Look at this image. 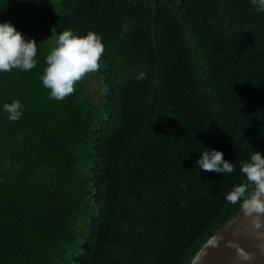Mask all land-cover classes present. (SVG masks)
<instances>
[{"label":"trees","instance_id":"obj_1","mask_svg":"<svg viewBox=\"0 0 264 264\" xmlns=\"http://www.w3.org/2000/svg\"><path fill=\"white\" fill-rule=\"evenodd\" d=\"M2 22L35 39L37 63L0 72V264H190L241 208L226 201L241 161L264 154V12L251 0H0ZM69 29L102 37L101 68L50 99L40 76ZM205 148L235 170H200Z\"/></svg>","mask_w":264,"mask_h":264},{"label":"clouds","instance_id":"obj_2","mask_svg":"<svg viewBox=\"0 0 264 264\" xmlns=\"http://www.w3.org/2000/svg\"><path fill=\"white\" fill-rule=\"evenodd\" d=\"M251 3L258 12H264V0H251ZM36 45L35 39L26 38L10 22L0 23V72L32 70L37 63ZM104 51L102 37L95 32L89 31L85 36H78L71 29L59 33L40 76L43 86L49 90V98L63 100L74 94V85L86 74L100 70ZM144 78L146 74L140 73L138 79ZM21 108L19 100L4 104L10 121L20 119ZM195 163L205 172L224 174L235 170L233 163L224 159L223 152L215 149L205 148ZM240 171L245 180L233 186L226 201L240 204L245 214L254 217V226L259 229L264 227V154L255 150L249 160L241 161ZM237 251L239 259H250L243 249Z\"/></svg>","mask_w":264,"mask_h":264},{"label":"water","instance_id":"obj_3","mask_svg":"<svg viewBox=\"0 0 264 264\" xmlns=\"http://www.w3.org/2000/svg\"><path fill=\"white\" fill-rule=\"evenodd\" d=\"M253 221L254 217L240 208L208 239L190 264H264V227L255 228ZM237 249H243L250 259H239Z\"/></svg>","mask_w":264,"mask_h":264}]
</instances>
